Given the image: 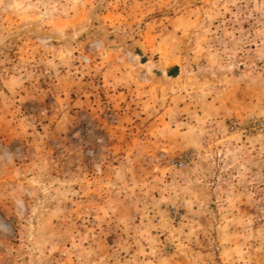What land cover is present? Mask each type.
Here are the masks:
<instances>
[{
	"label": "rangeland",
	"instance_id": "1",
	"mask_svg": "<svg viewBox=\"0 0 264 264\" xmlns=\"http://www.w3.org/2000/svg\"><path fill=\"white\" fill-rule=\"evenodd\" d=\"M251 116L264 0H0V264H264Z\"/></svg>",
	"mask_w": 264,
	"mask_h": 264
},
{
	"label": "built area",
	"instance_id": "2",
	"mask_svg": "<svg viewBox=\"0 0 264 264\" xmlns=\"http://www.w3.org/2000/svg\"><path fill=\"white\" fill-rule=\"evenodd\" d=\"M231 126L239 130L240 133L245 136L262 134L264 133V118L251 116L243 120H233ZM193 156L194 155L191 151H186L175 157L172 163L178 168L188 167L193 161Z\"/></svg>",
	"mask_w": 264,
	"mask_h": 264
},
{
	"label": "crops",
	"instance_id": "3",
	"mask_svg": "<svg viewBox=\"0 0 264 264\" xmlns=\"http://www.w3.org/2000/svg\"><path fill=\"white\" fill-rule=\"evenodd\" d=\"M174 98L175 101L170 102V107H172V109H174V111L177 112L176 113L177 116H180L179 114L186 115L184 118L187 119L188 123L191 122L192 125H195L196 122L198 121V118H201V115L206 113V111H204L203 108L204 107L203 102L200 104L198 101H195L192 98H189L188 96H186L184 100H181L180 98H182V96H180L179 98V95H175L172 98V100ZM215 110L216 111H214L215 112L214 114H217V112L219 111L217 108Z\"/></svg>",
	"mask_w": 264,
	"mask_h": 264
}]
</instances>
